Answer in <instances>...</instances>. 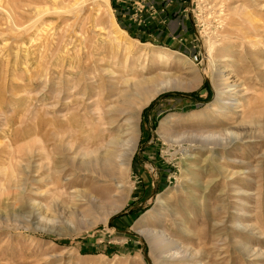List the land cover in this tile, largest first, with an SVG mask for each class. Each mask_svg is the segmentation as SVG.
I'll return each instance as SVG.
<instances>
[{"label":"rangeland","instance_id":"1","mask_svg":"<svg viewBox=\"0 0 264 264\" xmlns=\"http://www.w3.org/2000/svg\"><path fill=\"white\" fill-rule=\"evenodd\" d=\"M121 2L0 0V264H165L141 232L153 228L172 229L180 264H264V0ZM230 56L219 113L211 67ZM134 75L172 86L108 126ZM119 126L135 135L119 188L69 165L49 182L64 166L53 139L81 155ZM223 131L235 142L210 153ZM31 155L39 182L23 197Z\"/></svg>","mask_w":264,"mask_h":264},{"label":"bare ground","instance_id":"2","mask_svg":"<svg viewBox=\"0 0 264 264\" xmlns=\"http://www.w3.org/2000/svg\"><path fill=\"white\" fill-rule=\"evenodd\" d=\"M167 56L168 55L160 54L158 56V62L167 61L169 58ZM238 62L239 60L235 56L228 57L225 60V64L223 66L224 70L222 71L219 68V66L212 64L210 76L213 75L211 78L213 79L215 98H216L215 100L216 105L213 104L214 106L212 107V109L216 112L221 113L224 110V107L228 106L229 104H231V101H233V99L230 97V93L233 92L234 90L231 89L232 86L229 85L228 77L224 74V71L229 70L230 67L232 69V67L233 66L235 67V65ZM159 77H160L159 75H154L150 77L144 75H142L141 77H136L134 75L131 78L124 79L123 82H125L126 85H124V83L123 85L126 87L123 90H120L118 92L119 94L117 93L118 94L117 97H115L116 98L115 100L122 99L121 102L118 101L119 103L117 106H110L106 108V114L112 116L110 118V122L108 123L109 124L108 126H112L113 124L116 123L118 124L117 118L115 119L113 115L114 116L117 115V117L127 116L126 121L129 122L130 106L136 104L137 105L136 107L139 110V108L147 104L156 95H158L162 91L167 90L169 87L172 86V80L170 78H159ZM113 129L114 128H112V130ZM121 129H122L121 126L117 127L118 134L117 136L114 135L116 137L111 136L112 138L109 137L110 135H101L99 133L93 134L90 138L87 139V141H89L88 144H91L94 147V149L92 148L93 150L83 153L81 155L79 153H75V154L74 152L71 153L72 147L70 148L69 146H67L62 142L56 143V139H53L54 147L56 148V153L59 155L58 157L61 160L60 163L64 164V166L55 168L56 170H54V173L48 176L49 182H54L57 185L62 183L63 180L62 176H64V174L68 171L66 165H69L72 169L73 168L79 169L82 172L84 171V173L85 172L90 173L92 174L91 176H93L94 178H99L103 182H107L112 188L115 189L119 188V186H117L118 178L124 176L123 174L126 172V167L128 165L129 158L135 149L133 145V142L135 141V135L133 134L134 132L129 134L128 132L121 131ZM108 130L109 129H107V131ZM232 134L234 133L230 131H223L219 133L210 134L208 138L217 140V142L214 141L215 143L211 144V148H208L207 150L210 153H214L213 151L216 150L217 148H221L223 150L230 148L233 142H235L236 140V135L232 136ZM188 156L185 155L183 159L184 160L190 159ZM30 159H34L32 155L29 156V162ZM31 165L32 164L30 162L26 166L21 167L22 169L21 174L22 173L25 174V177L23 178L22 181V187L20 192L21 196L23 197L27 192L35 193V191H33L32 188L33 185L31 184L39 182L37 178L35 179L33 177L34 174L32 173L36 170L32 171ZM183 166L186 168L188 167L187 164L185 163H183ZM92 202L93 204H96L94 199L91 200V203ZM167 211H168L167 213L169 214L168 217L171 216L176 217L178 213V212L175 213L176 211L174 212L171 209ZM171 230H172L171 228L170 229L164 228V230L157 231L153 228L141 232L146 236H149V240L152 242V246L155 249H158L162 252L165 250L167 251V252L165 251L166 256H164L163 258L164 262H166L165 264H180L181 262H185L189 259L191 260V258H189L191 257L190 254L187 253V251L182 250V248L178 245L177 241H173L171 239L170 235L168 234V232H170Z\"/></svg>","mask_w":264,"mask_h":264},{"label":"crops","instance_id":"3","mask_svg":"<svg viewBox=\"0 0 264 264\" xmlns=\"http://www.w3.org/2000/svg\"><path fill=\"white\" fill-rule=\"evenodd\" d=\"M116 1V6L119 8V6H123L122 4H123V2H121V1H124V0H115ZM158 1H160V0H158ZM160 5V4H159ZM156 6H158V3L156 4ZM123 16H125L124 14H123ZM151 25H148L146 22H143V24H140V23H136V24H134L133 25V29H134V31H136L138 34H143L144 32H145V34H147V30L148 29H150L149 27H150ZM155 31H158V29L156 28V30ZM155 31L153 30V33H155ZM157 35H160L159 34V32H158V34ZM168 35L167 34H165V38L164 39H168ZM170 37H172V36H170ZM170 39V38H169Z\"/></svg>","mask_w":264,"mask_h":264},{"label":"built area","instance_id":"4","mask_svg":"<svg viewBox=\"0 0 264 264\" xmlns=\"http://www.w3.org/2000/svg\"><path fill=\"white\" fill-rule=\"evenodd\" d=\"M200 56L198 53H194L192 56H190V61L193 63V64H199L200 63Z\"/></svg>","mask_w":264,"mask_h":264}]
</instances>
